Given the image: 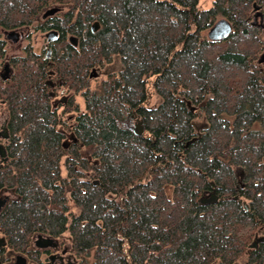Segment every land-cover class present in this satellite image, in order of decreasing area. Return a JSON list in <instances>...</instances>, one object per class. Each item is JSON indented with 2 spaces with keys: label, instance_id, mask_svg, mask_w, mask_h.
<instances>
[{
  "label": "trees",
  "instance_id": "trees-1",
  "mask_svg": "<svg viewBox=\"0 0 264 264\" xmlns=\"http://www.w3.org/2000/svg\"><path fill=\"white\" fill-rule=\"evenodd\" d=\"M198 2L0 0V25L59 31L51 58L29 44L0 77L11 247L35 253L43 232L65 239L75 264H264V239L249 245L264 236V0ZM55 5L68 9L33 24ZM220 17L232 32L211 40ZM47 78L63 80L67 104Z\"/></svg>",
  "mask_w": 264,
  "mask_h": 264
},
{
  "label": "flooded vegetation",
  "instance_id": "flooded-vegetation-1",
  "mask_svg": "<svg viewBox=\"0 0 264 264\" xmlns=\"http://www.w3.org/2000/svg\"><path fill=\"white\" fill-rule=\"evenodd\" d=\"M51 7H54V6H49L47 8H44L40 12V14H38L35 17V21L33 22V24L36 22L38 23L43 22L48 17L56 16L58 14L65 12L68 9L66 6H56L55 5V7L59 8L55 13L49 14L47 16H43V14ZM32 30L33 29L30 27V25H27V24L20 25V26L10 28V29L0 25V39L5 41V45L3 49L4 56L0 58V77L4 79L11 77L13 70H14L12 59L15 57L25 55L27 46L29 44L35 54L42 55L43 60L49 59L52 57V48H53L52 44L55 40L58 39L59 31L54 27L49 28L47 30H40V29L33 30V31H41V32H44L45 34L48 32L54 31V33H51V39H49L46 34V41H45L44 47L42 48L41 51L38 52L31 42L30 31L32 32ZM12 32H20L19 38L17 40H14V37L16 36V34ZM207 34H208V31H207ZM73 37L74 36L72 35H68V39L72 43H74L72 41ZM25 40L27 41V45L23 47L21 53L19 54L10 53L11 43L13 47L17 46L21 49L19 45H21L23 41ZM75 43H76V39H75ZM95 73L96 72L92 71L93 75H95ZM52 74L53 72L51 70H47V76L52 75ZM56 81L57 82H54L53 80L47 78V83H49L52 88L49 90L48 94L51 96L52 101L54 103L67 104L71 100L72 93L68 92V90L66 89V86L63 84L64 82L62 79L58 78ZM59 96L61 97L59 98ZM60 109L62 110V107ZM137 118H138L137 115L131 114L130 124H132L133 122L135 126L133 125L132 126L128 125V126L132 128L133 130L137 129L139 125H142L144 128V124L142 120H138ZM0 122H1L0 136L6 139L8 137V133L6 131L7 129L5 126L6 119L3 121L0 117ZM4 132L5 134H7L6 137L3 135ZM5 160H6V152L4 149V144L0 143V162L5 161ZM5 191H12V193H14L13 190L0 191V211L2 210L4 205L7 203V201L14 198L13 196H9L8 194H6ZM260 239L263 240L264 236H260L256 234L254 236L252 244H249L251 245L250 247L254 249L257 248ZM30 246L31 248L34 249L35 253H32V252L30 253L25 250L19 251L11 247V245L9 244L5 236L0 234V251H3L2 254L0 253V264H75L76 263V258L70 252V249L68 248L67 243L65 239L63 238L52 236L50 234L43 233V232H35L32 236ZM19 254H22V255L19 256Z\"/></svg>",
  "mask_w": 264,
  "mask_h": 264
},
{
  "label": "rangeland",
  "instance_id": "rangeland-1",
  "mask_svg": "<svg viewBox=\"0 0 264 264\" xmlns=\"http://www.w3.org/2000/svg\"><path fill=\"white\" fill-rule=\"evenodd\" d=\"M214 4V0H199L198 2V6L200 8H203V9H206V8H209L211 5ZM254 21L256 23V25L261 29V40L263 41V52H262V56L264 57V17H262L260 14H255L254 16ZM207 31L208 30H205V33L207 34ZM31 33V42L33 44V46L35 47V49L39 52L42 50V48L44 47V44H45V41H46V34L44 32H41V31H33L32 32L30 31ZM15 45V44H13ZM18 45V44H17ZM27 45V41H23V43L21 45H19L21 47V49L17 46L13 47L12 46V43H11V46H10V53H14V54H19L21 53L23 47ZM111 66V69H112V66L115 68V69H118L120 67V62H119V59L116 58V60L114 61L113 64L111 65H106V68L104 70H102L100 73H99V77H105L109 70H110V67ZM98 76V75H97ZM152 91V90H151ZM153 92V91H152ZM61 96H59L60 98ZM79 103H80V107L83 108V103H82V100L81 98H79L78 96L75 97ZM152 104L155 106L157 105L159 102H160V98H158L157 96L153 95L152 97ZM157 103V104H156ZM60 110V109H59ZM6 110H4L2 108L1 110V119L4 121L6 119ZM74 116V113L72 112H69V113H66V118L69 120V123L73 122V117ZM126 126L128 125H133V122L132 124H130V120L126 121L125 122ZM6 194H8L9 196H13L15 197V194L12 193V191H5Z\"/></svg>",
  "mask_w": 264,
  "mask_h": 264
},
{
  "label": "water",
  "instance_id": "water-1",
  "mask_svg": "<svg viewBox=\"0 0 264 264\" xmlns=\"http://www.w3.org/2000/svg\"><path fill=\"white\" fill-rule=\"evenodd\" d=\"M59 8L58 7H51L49 8L44 14L43 16H47L49 14H53L55 13ZM99 26L98 22H95L93 25H92V29L93 30H96L97 27ZM232 32V24L231 22L225 18V17H222L220 19H218L208 30V37L211 39V40H221V39H225L227 38L230 33ZM12 33H15L16 36L14 37V40H17L19 38V34L20 32H12ZM11 33V34H12ZM51 33H54V31H51V32H48L47 33V36L49 39H51ZM10 35V34H8ZM75 37L72 38V41L75 43ZM96 75V74H95ZM4 128V127H3ZM5 129V128H4ZM144 128L142 125H139L137 129H134L133 131L140 135L142 134ZM4 136H7V134H3ZM207 201V200H205Z\"/></svg>",
  "mask_w": 264,
  "mask_h": 264
},
{
  "label": "bare ground",
  "instance_id": "bare-ground-1",
  "mask_svg": "<svg viewBox=\"0 0 264 264\" xmlns=\"http://www.w3.org/2000/svg\"><path fill=\"white\" fill-rule=\"evenodd\" d=\"M157 104V103H156ZM5 133V132H4ZM6 137V136H5ZM22 255V254H19V256ZM17 263V262H16Z\"/></svg>",
  "mask_w": 264,
  "mask_h": 264
}]
</instances>
